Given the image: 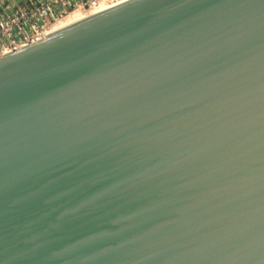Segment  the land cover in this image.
<instances>
[{
    "label": "water",
    "instance_id": "95a60500",
    "mask_svg": "<svg viewBox=\"0 0 264 264\" xmlns=\"http://www.w3.org/2000/svg\"><path fill=\"white\" fill-rule=\"evenodd\" d=\"M0 264H264V0H126L0 56Z\"/></svg>",
    "mask_w": 264,
    "mask_h": 264
},
{
    "label": "built area",
    "instance_id": "2783aa9c",
    "mask_svg": "<svg viewBox=\"0 0 264 264\" xmlns=\"http://www.w3.org/2000/svg\"><path fill=\"white\" fill-rule=\"evenodd\" d=\"M0 0V56L45 38L61 20L102 0Z\"/></svg>",
    "mask_w": 264,
    "mask_h": 264
},
{
    "label": "bare ground",
    "instance_id": "6f19581e",
    "mask_svg": "<svg viewBox=\"0 0 264 264\" xmlns=\"http://www.w3.org/2000/svg\"><path fill=\"white\" fill-rule=\"evenodd\" d=\"M107 0H103L101 1L98 5L92 7L91 9H87V10H78L75 12H72L68 17H66L65 19L61 20L58 24H56L54 26V28L52 29L53 31H56L58 29H61L67 25H70L74 22H77L78 20H81L83 18H86L88 16H91L93 14L99 13V12H103L106 10H110L124 2H126V0H116L113 1L112 3H105Z\"/></svg>",
    "mask_w": 264,
    "mask_h": 264
},
{
    "label": "rangeland",
    "instance_id": "374dc122",
    "mask_svg": "<svg viewBox=\"0 0 264 264\" xmlns=\"http://www.w3.org/2000/svg\"><path fill=\"white\" fill-rule=\"evenodd\" d=\"M22 1H24V0H22ZM102 1H103V0H102ZM113 1H116V0H107L105 3H107V4L109 3V4H110V3H112ZM13 2H14V3H20V0H19V1L14 0Z\"/></svg>",
    "mask_w": 264,
    "mask_h": 264
},
{
    "label": "crops",
    "instance_id": "0c3cea01",
    "mask_svg": "<svg viewBox=\"0 0 264 264\" xmlns=\"http://www.w3.org/2000/svg\"><path fill=\"white\" fill-rule=\"evenodd\" d=\"M17 1H19V0H17ZM22 0H20V2H21Z\"/></svg>",
    "mask_w": 264,
    "mask_h": 264
}]
</instances>
